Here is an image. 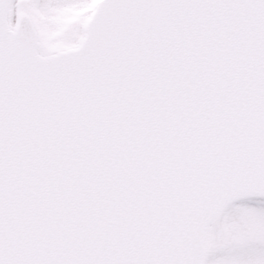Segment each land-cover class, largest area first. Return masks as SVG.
Returning a JSON list of instances; mask_svg holds the SVG:
<instances>
[{
	"label": "snow or ice",
	"instance_id": "1",
	"mask_svg": "<svg viewBox=\"0 0 264 264\" xmlns=\"http://www.w3.org/2000/svg\"><path fill=\"white\" fill-rule=\"evenodd\" d=\"M91 4L0 0V264H264V0Z\"/></svg>",
	"mask_w": 264,
	"mask_h": 264
},
{
	"label": "rangeland",
	"instance_id": "2",
	"mask_svg": "<svg viewBox=\"0 0 264 264\" xmlns=\"http://www.w3.org/2000/svg\"><path fill=\"white\" fill-rule=\"evenodd\" d=\"M98 1L99 0H92V4L87 8L61 9L48 16L43 13H37L36 22L41 25L42 35L45 37L46 42L49 43V47L54 51L64 50L65 46L57 39L63 28L81 18L88 20L91 15H86V13L91 12L92 14ZM49 24L55 25V29L49 30Z\"/></svg>",
	"mask_w": 264,
	"mask_h": 264
},
{
	"label": "water",
	"instance_id": "3",
	"mask_svg": "<svg viewBox=\"0 0 264 264\" xmlns=\"http://www.w3.org/2000/svg\"><path fill=\"white\" fill-rule=\"evenodd\" d=\"M101 2V1H100ZM100 2L98 3V5L100 4ZM95 15V11H94V13L92 14V16H94ZM92 19V17L90 18V20Z\"/></svg>",
	"mask_w": 264,
	"mask_h": 264
}]
</instances>
